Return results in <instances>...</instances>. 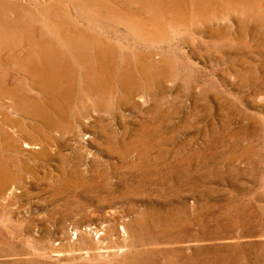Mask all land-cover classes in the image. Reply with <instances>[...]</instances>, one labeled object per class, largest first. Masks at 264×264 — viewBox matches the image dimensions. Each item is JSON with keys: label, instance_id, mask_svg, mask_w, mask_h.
<instances>
[{"label": "rangeland", "instance_id": "rangeland-1", "mask_svg": "<svg viewBox=\"0 0 264 264\" xmlns=\"http://www.w3.org/2000/svg\"><path fill=\"white\" fill-rule=\"evenodd\" d=\"M13 1L47 37L43 9L68 8L158 78L135 97L116 86L89 112L101 126L0 140V264H264V0H185L188 18L163 12L154 33L83 0Z\"/></svg>", "mask_w": 264, "mask_h": 264}, {"label": "bare ground", "instance_id": "bare-ground-1", "mask_svg": "<svg viewBox=\"0 0 264 264\" xmlns=\"http://www.w3.org/2000/svg\"><path fill=\"white\" fill-rule=\"evenodd\" d=\"M133 1L139 5L138 9L117 8L116 4L105 0H83V4L118 11L134 29L144 33L163 27L160 24L163 12H169L170 17L172 14V22L176 23L185 21L190 15L185 0ZM208 5L197 9L198 13L206 14ZM27 7L18 1L0 0V140L6 148L9 145L21 148L19 140L24 138L23 134L29 138L42 135L48 142L52 139L50 130L54 128L68 134L76 127V131L86 130L92 123L101 126L104 116L99 115L94 121L89 112L106 114L116 86L131 97L148 90L149 83L158 78L155 63L147 61V56L143 57L137 51L134 56L123 54L114 42L84 28L68 8L63 11L47 5L43 9L42 12L49 16L44 22L50 34L47 37L40 28L20 17L22 13L34 14ZM10 12L15 17L10 16ZM13 69L23 75L15 76ZM23 83L26 93L22 91ZM10 110L22 112L36 122L30 124L19 118L13 119ZM8 127L14 133L21 132L12 137ZM6 169L0 161V191L7 188L11 179L12 174Z\"/></svg>", "mask_w": 264, "mask_h": 264}]
</instances>
